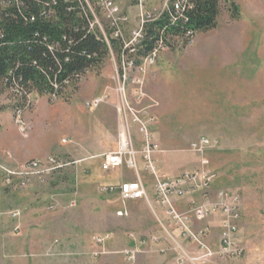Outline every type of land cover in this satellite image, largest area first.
<instances>
[{
  "label": "rangeland",
  "instance_id": "rangeland-1",
  "mask_svg": "<svg viewBox=\"0 0 264 264\" xmlns=\"http://www.w3.org/2000/svg\"><path fill=\"white\" fill-rule=\"evenodd\" d=\"M232 1L236 18L229 2L220 0L214 28L195 33L190 44L176 41L158 49L153 62L146 57L137 66L132 58L123 63L124 56L110 49L102 67L89 70L76 87L68 86L63 97L31 92L32 106L21 113L31 128L25 134L20 112L12 108L14 94L0 93L4 168L47 155L65 163L41 180L32 178L24 189H7L0 179V264H122L120 251L129 245L138 250L135 264H187L181 251L198 252L194 239L175 229L163 232L144 200L125 202L116 191L102 190L122 176L135 178L132 169L106 173L99 167V156L118 145L123 118L116 106L122 101L154 116L148 132L158 147L154 159L160 172L191 171L205 158L217 174L216 188L238 195L241 220L233 240L243 253H217L223 231L217 223L216 237L205 240L213 255L204 264H264V0ZM165 2L149 0L146 8L160 10ZM133 5L134 0L119 1L130 15L127 37L137 26ZM97 17L109 36L102 15ZM101 35L109 45V37ZM100 96L102 101L92 105ZM127 117L140 148L137 125ZM200 136L214 140V149L193 150L191 142ZM140 174L151 197L154 179ZM203 217H195V228L211 223ZM103 234L110 238L99 248L95 237ZM128 234L136 238L129 240ZM150 235L166 236L168 242L135 246L138 236ZM97 250L103 253L95 256Z\"/></svg>",
  "mask_w": 264,
  "mask_h": 264
},
{
  "label": "built area",
  "instance_id": "built-area-1",
  "mask_svg": "<svg viewBox=\"0 0 264 264\" xmlns=\"http://www.w3.org/2000/svg\"><path fill=\"white\" fill-rule=\"evenodd\" d=\"M119 1L122 0H79L80 4L84 3L82 7L85 11L89 12L88 23L90 28L95 34H103L107 36L105 30L102 28V21L98 19L97 14H101L104 22L105 29L109 33V47L110 38H117L121 42L125 41L124 27L130 23V15L128 11H124L119 7ZM149 0H134L133 8L136 13L134 21L137 25L138 31L133 36V40L141 36V27L147 21L153 20L154 16H160L163 10L167 7L168 3L172 0H167L165 5L160 10H149L146 8ZM9 3L6 0H0V11L4 10ZM173 13L171 14V21L174 22L178 16H182L184 11L190 9L191 3L189 0H174L172 1ZM105 18V19H104ZM187 41L189 44L192 42L194 35L191 31L186 32ZM130 44V43H129ZM128 44L124 43V47ZM164 46H161L162 48ZM159 48V49H160ZM158 49H154L148 56V59L153 62L156 57ZM122 62H129V57L123 55ZM126 56V57H125ZM123 68V67H122ZM124 72V68H123ZM124 75V74H122ZM26 95V100L23 108L32 106ZM53 99V97L51 98ZM102 101V96L93 98L91 104L97 106ZM118 114L122 115L123 123L120 124V137L118 145L114 150H109L101 154L99 167L104 172H112L121 168L132 169L135 178L124 179L116 184H106L102 186L104 192H117L120 199L128 201L144 200L149 207L152 208L154 216L158 223L162 219H166L169 229L167 232L174 229L179 231V235L194 241L199 245L198 252L190 255L185 250H182V260H187V264H204L211 259V251H207L210 245H207L205 240L209 237L211 226L206 224L201 228H195L198 214L204 216L203 218L210 217L211 221H215L223 228L219 235L220 250L217 253L220 255L226 254L230 256H240L243 253L242 247L237 244L236 238L239 233V221L241 220L240 205L238 203V195L231 190L216 188V172L211 168L209 160L202 158L199 167L191 171H182L181 173L168 176L158 169L155 164L154 154L157 152L158 147L149 135L148 129L153 124L154 116L146 111H137L132 109L124 101L117 104ZM18 116V123L22 124V132L27 133L30 125L22 118V109ZM131 116L133 124L137 125L138 133L141 136V147L136 148L132 140L133 135L130 128L129 118ZM125 115V116H124ZM65 141V140H63ZM214 140H209L205 136H200L195 141L191 142V147L197 153H203L208 149H214ZM140 159V161H137ZM141 169H138V166ZM65 166V163L59 161L55 155H47L44 158L30 159L21 166L9 165L3 166L0 163V179L1 184L11 189H24L29 180L35 178L41 180L42 177L57 171ZM143 171L151 176L154 181L152 182L153 193L150 197L148 195L146 181L140 172ZM74 201L71 202L73 204ZM156 209V211L154 210ZM122 213V211H118ZM125 212V211H124ZM15 213V212H14ZM202 218V219H203ZM215 219V220H214ZM129 240L135 239L134 235L128 234ZM108 238V234L96 236L95 240L99 248H103L104 241ZM162 235L138 236V245H143L148 241L155 244L162 245L167 240ZM168 242V241H167ZM179 245V244H178ZM129 246L123 247L120 254L123 257L122 264H135L137 249ZM222 252V253H221ZM102 251H95V256L102 254Z\"/></svg>",
  "mask_w": 264,
  "mask_h": 264
},
{
  "label": "trees",
  "instance_id": "trees-1",
  "mask_svg": "<svg viewBox=\"0 0 264 264\" xmlns=\"http://www.w3.org/2000/svg\"><path fill=\"white\" fill-rule=\"evenodd\" d=\"M0 11V93L14 94L15 112H21L26 95L48 94L51 98L66 95L68 86H77L84 75L102 67L110 49L119 58H132L140 65L154 49L173 47L176 41L185 45L186 32L194 35L214 28L220 0H189L191 8L172 22V1L160 16L142 26L137 42L124 47L119 39L103 37L90 28L89 12L79 0H6ZM230 14L238 16L232 0ZM119 47H123L122 52Z\"/></svg>",
  "mask_w": 264,
  "mask_h": 264
},
{
  "label": "bare ground",
  "instance_id": "bare-ground-1",
  "mask_svg": "<svg viewBox=\"0 0 264 264\" xmlns=\"http://www.w3.org/2000/svg\"><path fill=\"white\" fill-rule=\"evenodd\" d=\"M172 1H174V0H172ZM127 25H129V23L128 24H126L125 26H127ZM143 26V25H142ZM138 31V29H137V26H136V28H134V32H133V34H132V36H129V37H127V34H126V31H125V29H124V36H125V41H123V44L124 43H126V44H129V43H134V42H137V40L138 39H140L141 38V36L140 37H137L135 40H133V36L136 34V32ZM99 36H101V37H103L101 34H98ZM141 35H142V27H141ZM103 39L105 40V38L103 37ZM105 42H106V40H105ZM107 43V42H106ZM119 49H120V51L122 52V50H123V47L121 48V47H119ZM132 64V61H130V65ZM134 65V64H133ZM122 68V67H121ZM31 129V128H30ZM20 130L22 131V124H20ZM24 133V132H23ZM152 209V208H151ZM155 211H156V209H154ZM159 225H160V227L162 228V230H163V232L165 231V229H169V227H168V223H167V221H166V219H162L161 220V222L159 223Z\"/></svg>",
  "mask_w": 264,
  "mask_h": 264
},
{
  "label": "crops",
  "instance_id": "crops-1",
  "mask_svg": "<svg viewBox=\"0 0 264 264\" xmlns=\"http://www.w3.org/2000/svg\"><path fill=\"white\" fill-rule=\"evenodd\" d=\"M177 175V174H176ZM210 226H212L211 227V229H214V230H212V232L209 234V237L210 238H215L216 237V230H215V227H217V222H215V221H211V223H208Z\"/></svg>",
  "mask_w": 264,
  "mask_h": 264
}]
</instances>
